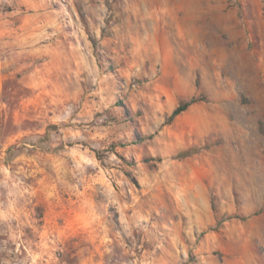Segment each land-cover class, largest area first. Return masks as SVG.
<instances>
[{
	"label": "rangeland",
	"instance_id": "1",
	"mask_svg": "<svg viewBox=\"0 0 264 264\" xmlns=\"http://www.w3.org/2000/svg\"><path fill=\"white\" fill-rule=\"evenodd\" d=\"M0 264H264V0H0Z\"/></svg>",
	"mask_w": 264,
	"mask_h": 264
},
{
	"label": "trees",
	"instance_id": "2",
	"mask_svg": "<svg viewBox=\"0 0 264 264\" xmlns=\"http://www.w3.org/2000/svg\"><path fill=\"white\" fill-rule=\"evenodd\" d=\"M197 99L196 98H191L188 101H184L176 106V108L171 112L170 118L175 117L176 115L180 114L182 111H184L189 105L194 103Z\"/></svg>",
	"mask_w": 264,
	"mask_h": 264
}]
</instances>
